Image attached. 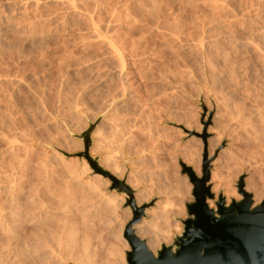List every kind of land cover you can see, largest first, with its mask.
Here are the masks:
<instances>
[{"label":"rangeland","instance_id":"1","mask_svg":"<svg viewBox=\"0 0 264 264\" xmlns=\"http://www.w3.org/2000/svg\"><path fill=\"white\" fill-rule=\"evenodd\" d=\"M38 1L41 17L47 16L43 20L45 22L47 18L50 22L43 24L52 23L53 26H49L56 27L57 33L64 29L68 36L64 31L59 32L55 37L58 39L62 35L61 40L54 37L58 42L56 47L52 45L53 40L47 43L51 52V58L46 59L48 66L45 60L43 64L34 61L41 57V53L39 48L36 49L38 44L32 41L22 44L21 53L16 50L20 54L16 51L12 55L6 54V50L0 54V191L1 187L8 186L14 191L19 189L16 196L19 194L22 199L19 195L18 199L22 201L20 203L17 199L18 203L15 201L12 206L16 204L17 209L22 206L18 210L30 207L28 218L32 221L43 216L46 222H55L59 231L63 229L66 234L74 235L78 246L69 249L68 259H64L63 264H93L99 255H103L102 261L105 262L111 258L106 252L109 244L120 247L125 261L124 253L129 249L122 235L132 215L125 194L110 190V181L95 174L83 157L76 156L83 150V144L70 135V132L82 133L88 121L93 122L105 110H108L107 115L92 134L94 146L89 154L92 157L99 155L102 164L110 171L114 169V158L115 169L124 174L131 170V158L149 155L152 165L148 169V188L141 191L144 196L136 202L138 205L152 202V205L139 223L148 222L145 223L150 226L147 229L149 234L154 228L162 233L170 232L171 240L166 245L172 244L174 237L182 232L180 220L187 217L185 204L194 200L192 184L182 173L181 166L182 162L193 169L186 157L194 151L199 169L198 174L193 171L200 177L202 163L206 160L210 168V187L218 182L212 179L216 168L221 170L224 184H230L237 194L240 177H243L244 187L248 179L264 184V0H80L85 1V8L89 6L88 10L93 12L85 9L93 20L108 19L105 28L101 26L98 31L102 38L93 40V43L90 41L97 48L86 43L91 40L88 32L85 34L90 28L81 30V23L90 26L89 20L85 21L87 18L83 15L67 16L64 4ZM37 8L33 5L26 7L38 14ZM7 15V9L0 2V21ZM201 15L203 22L210 16L212 23L208 20L209 27L214 30L210 29V33L206 29L207 36L201 34L198 38L197 24ZM1 22L0 30L3 27ZM163 27L180 29L176 34L179 40L176 35L168 33V29L163 31ZM68 29L78 35L81 33L82 43H78L80 38L76 39L77 34ZM106 29L115 34L108 32L110 36H104ZM222 31L225 34L223 39L225 36H231V39L226 37L224 42L218 33ZM70 35L76 37L70 41ZM112 35H115L117 50L114 46L107 44L110 49L105 46L107 37ZM208 35L213 40L216 38L214 44ZM73 39L76 48H73ZM61 41H65L63 49L60 48ZM215 43L221 45L216 47ZM98 45L109 50L105 47V50L103 47L99 49ZM65 46L66 50L70 48L68 52ZM117 46L125 56L124 65ZM110 50L113 53L108 54ZM142 50H145L144 56ZM92 52H100V57L97 54L98 58L95 57ZM117 55L118 60L115 59ZM101 57L113 59L107 62ZM32 61L38 67H34ZM118 62L123 65L124 72L119 70ZM77 63L78 66H74ZM108 115L111 116L107 118ZM96 138L97 144L94 143ZM111 173L115 175L114 171ZM42 191L46 195H41ZM219 192L224 195L223 189ZM0 194L2 208L3 192ZM263 195L264 190L261 200ZM211 202L214 208L213 200ZM86 233L92 237L91 245L95 247L91 248L94 252L91 256L88 254L90 248L81 246ZM148 237L145 235L143 239L146 241ZM99 239L102 240L100 244Z\"/></svg>","mask_w":264,"mask_h":264},{"label":"bare ground","instance_id":"2","mask_svg":"<svg viewBox=\"0 0 264 264\" xmlns=\"http://www.w3.org/2000/svg\"><path fill=\"white\" fill-rule=\"evenodd\" d=\"M11 1V0H10ZM10 1H6V0H0V2H1V5H3L6 9H7V11H8V14L9 15H7V16H5L0 22L2 23V29L0 30V54H1V52H3L4 50H6L5 52H6V54H7V52H8V54H10V55H12V53H14L16 50L17 51H19L20 50V53H21V49H20V47L22 46V44L24 43V42H29L30 43V41H32V42H35L36 44H38V47L36 48L35 46H36V44H34L35 46V48L36 49H38V51H40V53H41V57L40 58H38V57H36V56H34V57H36V59L34 60V61H36L38 64H43L44 62H46V59H48L47 57H50L51 55H49L51 52H49V50H50V47H48L47 46V43L50 41V40H53V43H52V45L54 46L55 44H58V42H56V41H54V39L56 38L57 39V37H55L59 32H62V31H64V29L63 28H60V29H63L62 31H60L59 29V31H58V33L56 32V30H55V28H53V27H50L49 25H51V26H53L52 25V23L51 24H49V25H47V23H46V25L45 24H43V23H45L46 21H48L49 19H47L48 17L47 16H45V17H47L46 18V21L44 22V20H43V18L45 19V17H41V15H40V10H39V7H40V1H38V0H19L18 2H16V1H14V2H10ZM86 1V0H85ZM84 1V2H85ZM50 2L52 3H54V2H58V3H61V4H64L65 5V12L64 13H66V15L68 16V15H73V16H81V15H83V17H85V18H87L85 21H87L88 22V20H89V23H88V25H90L89 27H85L86 25H84L83 26V24L81 23V25L80 26H82L83 28H81V30L83 31V29H87V28H90L89 29V31H85V34H87L86 32H88V36L90 37H88V39H91V40H89V42H86L88 45L92 42H94L93 40H97L98 38H102L101 36L99 37V34L100 33H98V31L100 30L99 28H101V26L103 27L104 26V28H105V25H106V23H108V19L107 20H100L104 25H102L101 23H100V21H98V20H93V18H92V15H91V13L89 14V12H92L90 9V11L88 10V8H89V6L87 7V8H85V6H86V4L83 2V1H80V0H50ZM88 2V1H87ZM99 3V2H98ZM54 4H57V3H54ZM89 4V3H88ZM96 4V3H95ZM208 4V3H207ZM28 5H33V6H37L38 8V14H36L35 12L36 11H34V12H32V11H29V10H27L26 9V7L28 6ZM39 5V6H38ZM142 5V4H141ZM33 8V7H32ZM32 8H31V10H32ZM36 8V7H35ZM34 9V8H33ZM85 9H87V11H89V12H87ZM215 9H216V7H215ZM219 10V9H218ZM218 10H216V11H218ZM94 11V10H93ZM247 11V10H246ZM93 13V12H92ZM96 13V12H95ZM200 13V12H199ZM219 13V12H218ZM203 14V13H202ZM50 15V14H49ZM52 15H53V13H52ZM65 15V14H64ZM65 15V16H66ZM207 15V14H206ZM220 15V14H219ZM64 16V17H65ZM73 16H71V17H73ZM94 16V15H93ZM95 16H96V14H95ZM98 16V15H97ZM1 17V16H0ZM3 17V16H2ZM53 17V16H52ZM70 17V16H69ZM82 17V19H84ZM196 17V16H195ZM200 17V16H199ZM198 17V18H199ZM206 17V16H205ZM220 17V16H219ZM50 18H51V15H50ZM54 18V17H53ZM74 18V17H73ZM78 18H80V17H78ZM95 18V17H94ZM209 18H210V16L207 18V21L209 20ZM66 19V18H65ZM68 19V18H67ZM71 19V18H70ZM76 19H77V17H76ZM97 19V18H96ZM99 19H101V18H99ZM104 19V18H103ZM201 19H203V15H201V18H200V20ZM205 19V18H204ZM51 20V19H50ZM81 20V19H80ZM199 20V19H198ZM199 20V21H200ZM206 20V19H205ZM204 20V21H205ZM212 20V19H211ZM211 20H209L210 21V23H212V21ZM214 20V19H213ZM224 20V19H223ZM52 21H54V20H52ZM51 21V22H52ZM84 21V20H83ZM105 21H107L106 23H105ZM197 21V20H196ZM206 21V22H207ZM209 21H208V24L206 23V22H203L202 20L197 24V26H199V28H198V32H200V35H199V37L198 38H201V34H203V36L205 35V34H208L207 32H205V30L206 29H208L207 31L208 32H210L211 30H214V29H212L211 28V26L209 27V25H210V23H209ZM49 22V21H48ZM50 23V22H49ZM86 23V22H85ZM109 23H110V21H109ZM239 23V22H238ZM53 24H55V23H53ZM80 24V23H79ZM78 24V25H79ZM149 24H151V23H149ZM206 24H207V26H206ZM215 24V23H214ZM224 24V23H223ZM240 24V23H239ZM77 25V27H79ZM87 25V26H88ZM211 25H213V24H211ZM218 25V24H217ZM229 25V24H228ZM242 25V24H241ZM55 26V25H54ZM58 26V25H57ZM154 26V25H153ZM183 26V25H182ZM192 26V25H191ZM214 26V25H213ZM212 26V27H213ZM85 27V28H84ZM196 27V26H195ZM215 27V26H214ZM242 27V26H241ZM246 27V26H245ZM58 28V27H57ZM103 28V29H104ZM108 28H110V26L108 25ZM112 28V27H111ZM157 28V27H156ZM182 28V27H181ZM215 28H217V27H215ZM248 28V27H247ZM65 29H67V28H65ZM154 29H155V27H154ZM163 31H165V29H168V28H164L163 27ZM211 29V30H210ZM220 29V28H219ZM69 31L71 30V29H68ZM67 30V31H68ZM73 30V29H72ZM71 30V31H72ZM102 30V29H101ZM111 30V29H110ZM156 30V29H155ZM180 30V29H179ZM178 30V28L177 27H173V28H169L167 31H168V33H170L171 35H173V36H175L176 34L178 35L180 32H178L179 31ZM210 30V31H209ZM76 31H79L78 30V28H76ZM104 31V30H103ZM102 31V32H103ZM161 31V30H160ZM73 32H75L74 30H73ZM72 32V33H73ZM81 32V31H80ZM100 32V31H99ZM107 32V33H106ZM106 34H104V36L105 35H109L110 36V34L112 33V31H109V29H108V31H107V29H106ZM108 32H111L110 34L108 33ZM166 32V31H165ZM182 32V31H181ZM221 32V31H220ZM220 32H218L219 33V35H222V39H223V36L225 35L224 34V32L222 31V33L220 34ZM64 33H66L65 31H64ZM71 32L69 33V34H72ZM83 33V32H82ZM158 33V32H157ZM211 33V32H210ZM213 33H215V32H213ZM62 34V33H61ZM68 33H66V35H67ZM74 34V33H73ZM77 34V38L76 39H78V38H80L79 39V41H78V43H80V41L81 40H83V39H81V37H80V34L78 35V33H76L75 32V35ZM112 34H115V33H112ZM170 34H169V36H170ZM187 34V33H186ZM216 34V33H215ZM251 34H252V32H251ZM250 34V35H251ZM75 35H73L74 37H76ZM83 35H84V33H83ZM102 36H103V34H101ZM177 35H176V37H177ZM210 35H212V34H210ZM227 35V34H226ZM59 36V35H58ZM62 36V35H61ZM61 36L57 39V41H59V40H61ZM64 36H65V34H64ZM68 36V35H67ZM73 36H72V38H73ZM173 36H171V37H173ZM182 36H184V35H182ZM205 36H207V35H205ZM55 37V38H54ZM82 37H84V36H82ZM107 37V36H106ZM179 37V36H178ZM178 37H177V39H178ZM212 37H215L214 35H212ZM212 37L210 38V36L208 35V38L209 39H212ZM221 37V36H220ZM229 38V39H231V36L230 37H228V36H225V40L227 39V38ZM65 38V37H64ZM71 35H70V39H68V40H70V41H72L71 39ZM84 38H86V37H84ZM108 38V39H107ZM106 39V41H107V43H106V45L105 46H107V44L108 45H110L109 47H112V46H116V42H115V35H112L111 37H107ZM173 38H175V37H173ZM204 38V37H203ZM207 38V39H208ZM218 38V37H217ZM55 39V40H56ZM75 39V40H76ZM87 39V38H86ZM86 39H85V41H86ZM105 39V38H104ZM104 39H102L103 41L102 42H106V41H104ZM215 40H216V38H214ZM223 39V40H224ZM65 40V39H64ZM67 39H66V41H68ZM179 40V39H178ZM199 39H197V41H198ZM201 40V39H200ZM199 40V41H200ZM205 40H206V38H205ZM215 40H213L212 39V43L211 44H214V41ZM220 40V39H219ZM218 40V41H219ZM225 40H224V42H225ZM85 41L83 42L84 44H85ZM88 41V40H87ZM91 41V42H90ZM197 41H195V43L197 42ZM198 41V42H199ZM210 41V40H209ZM31 42V43H32ZM51 42V41H50ZM65 41H61L60 43H61V46H60V48L62 47V49H63V46L62 45H64V44H62V43H64ZM74 42V43H73ZM73 46H75L74 44H75V41H74V39H73ZM76 42H77V40H76ZM101 42V41H100ZM194 42V41H193ZM193 42H192V44H193ZM197 42V43H198ZM200 42H202V40L200 41ZM204 42V41H203ZM221 42V41H220ZM241 42V41H240ZM246 42V41H245ZM247 42H249V41H247ZM5 44V45H3V44ZM81 43H82V41H81ZM91 43V44H92ZM98 43H99V41H98ZM98 43H96V44H98ZM181 43V42H180ZM209 43V42H208ZM222 43V42H221ZM221 43H219V45H221ZM239 43V42H238ZM25 44H27V43H25ZM24 44V45H25ZM33 44H32V46H33ZM51 44V43H50ZM66 44V43H65ZM83 44V45H84ZM100 44V43H99ZM105 44V43H104ZM199 45H201L200 43H198ZM210 44V45H211ZM216 44V43H215ZM218 44V43H217ZM214 45V46H219V45ZM252 44V43H251ZM31 45V44H30ZM49 45V44H48ZM81 45V44H80ZM93 45V44H92ZM103 45V44H102ZM100 46V47H103V46ZM153 45V44H152ZM194 45V44H193ZM246 45V44H245ZM247 45H248V43H247ZM258 45V44H257ZM31 46V47H32ZM49 46H51V45H49ZM82 46V45H81ZM87 46V45H86ZM93 46H95V44L93 45ZM104 46V47H105ZM114 46V48H115V50H117V48ZM187 46V45H186ZM202 46V45H201ZM237 46H238V44H237ZM240 46H243V45H240ZM239 46V47H240ZM249 46H251V45H249ZM34 47H33V49H34ZM55 47H56V45H55ZM77 47V44H76V46L75 47H73V48H76ZM82 47H85V46H82ZM81 47V48H82ZM88 47V46H87ZM96 47V46H95ZM99 47V45H98V48L99 49H102V48H100ZM104 47H103V50H105L104 49ZM108 47V46H107ZM108 47V48H109ZM118 47V46H117ZM204 47V46H203ZM24 48V47H23ZM48 48H49V50H48ZM67 48H69V47H67ZM97 48V47H96ZM106 48V47H105ZM108 48H106V50H109ZM119 49H118V55L120 56V58H121V60H122V64L124 63L125 64V62H124V55L122 54V50H120V47H118ZM240 48H243V47H240ZM19 49V50H18ZM36 49H34L35 51H36ZM53 49V48H52ZM58 49V48H57ZM72 49V48H71ZM83 49V48H82ZM189 49V48H188ZM235 49H237V47L235 48ZM239 49V48H238ZM237 49V50H238ZM249 49V48H248ZM252 50H253V48H251ZM250 49V50H251ZM54 50V49H53ZM65 50H66V46H65ZM67 50H70V48L69 49H67ZM66 50V51H67ZM112 50V49H111ZM109 51L108 52V54H110V52H112L113 53V51ZM152 50V49H151ZM221 50V49H220ZM225 50V49H224ZM15 52V53H18V54H20L19 52ZM23 51V50H22ZM37 51V52H38ZM88 51V50H87ZM143 52H142V54H143V56H144V52H145V50H142ZM150 51V50H149ZM33 52V51H32ZM68 52V51H67ZM86 52V51H85ZM84 52V53H85ZM101 52V51H100ZM99 52V53H100ZM252 52V51H251ZM87 53H89V52H87ZM93 54H94V52H92ZM91 53V54H92ZM99 53H95V54H99ZM103 53V52H102ZM105 53V52H104ZM112 53H111V55L110 56H112ZM147 53V52H146ZM150 53V52H149ZM3 54H4V52H3ZM5 54V55H6ZM37 54V53H36ZM65 54H66V52H65ZM64 54V55H65ZM91 54H90V56H91ZM94 54V55H95ZM106 54V53H105ZM104 54V55H105ZM108 54H106V55H108ZM151 54V53H150ZM255 54V53H254ZM4 55V56H5ZM9 55V56H10ZM34 55V54H33ZM49 55V56H48ZM72 54H70V56H71ZM86 55H88V54H86ZM94 55H93V57H94ZM105 55V56H106ZM118 55H117V57H115V59H117L118 60ZM226 55H228V54H226ZM263 55H264V53H263ZM99 57H100V55H98ZM103 56V55H102ZM114 56L115 55H113L112 57L114 58ZM65 57H67V55H65ZM95 57H97L96 55H95ZM94 57V58H95ZM108 57V56H107ZM107 57H103L104 58V60L106 61L107 60ZM51 58V57H50ZM50 58H49V60H50ZM71 58V57H70ZM69 58V59H70ZM73 58H75V57H73ZM93 58V59H94ZM98 58V57H97ZM102 58V57H101ZM102 58V59H103ZM112 58V59H113ZM263 58V59H262ZM262 60L264 61V57L262 56ZM34 59V58H33ZM66 59V58H65ZM91 59H92V57H91ZM111 59V60H112ZM45 60V61H44ZM62 60H64V59H62ZM72 60V59H71ZM84 60V59H83ZM96 60H98V59H96ZM111 60L110 59H108L107 60V62H111ZM44 61V62H43ZM69 61L70 60H68V63H69ZM85 61V63H87L86 62V60H84ZM88 62H90L89 60H87ZM99 61H100V58H99ZM104 61V62H105ZM115 61V60H114ZM114 61H112V62H114ZM33 62V61H32ZM31 62V63H32ZM63 62V61H62ZM76 62H78L77 60H76ZM76 62H74V63H76ZM93 62H94V60H93ZM106 62V63H107ZM117 62V61H116ZM120 62H118L119 64H117V65H120V66H118L119 68H121V69H119V70H121L122 71V67H123V65L121 66V63ZM5 63V62H4ZM34 63V62H33ZM47 63V64H46ZM45 64L48 66V63L49 62H46ZM64 63V62H63ZM80 63H82V62H80ZM84 63V64H85ZM38 64L37 65H35V63L33 64V65H35L34 67H38ZM65 64H66V62H65ZM78 64L79 63H77V64H75L74 66H78ZM83 64V65H84ZM87 64H90V63H87ZM45 65V66H46ZM52 65V64H51ZM50 65V66H51ZM60 65V64H59ZM72 65V64H71ZM81 65V64H80ZM80 65H79V67H80ZM93 65V64H92ZM112 65V64H111ZM110 65V66H111ZM115 65V64H114ZM199 65V64H198ZM39 66H41L42 67V65H39ZM49 66V67H50ZM53 66V65H52ZM57 67H58V65H56ZM55 66V67H56ZM61 66H63V65H61ZM66 66H67V64H66ZM73 66V65H72ZM85 66V65H84ZM89 66V65H88ZM107 66V65H106ZM30 67H32L31 65H30ZM33 67V68H34ZM54 67V68H55ZM65 66H63V68H64ZM78 67V68H79ZM86 67H87V65L85 66V69H86ZM113 67V66H112ZM115 67H117V66H115ZM43 68V67H42ZM48 68V67H47ZM53 68V67H52ZM59 68V67H58ZM58 68H56V69H58ZM62 68V69H63ZM68 68V67H67ZM67 68H65V69H63V70H65L66 71V69ZM69 68H71L70 66H69ZM76 68V67H75ZM81 68V67H80ZM84 68V67H83ZM88 68V67H87ZM89 68H90V66H89ZM110 68V67H109ZM40 69V68H39ZM45 69V68H44ZM44 69H42V70H44ZM59 69H61V68H59ZM71 69H74V68H71ZM77 69V68H76ZM85 69H83V70H85ZM96 69V68H95ZM117 69V68H116ZM124 69V68H123ZM127 69V68H126ZM159 69V68H158ZM79 70V69H78ZM86 70H88V69H86ZM112 70V69H111ZM110 70V71H111ZM119 70H117V71H119ZM125 70V69H124ZM4 71V70H3ZM54 71H56V70H54ZM60 71V70H59ZM75 71V70H74ZM74 71H72V72H74ZM57 72V71H56ZM61 72V71H60ZM59 72V73H60ZM63 72V71H62ZM71 72V71H70ZM114 72V71H113ZM122 72H124V71H122ZM122 72H120V74H123ZM117 73V72H116ZM118 75H119V73H117ZM116 74V75H117ZM125 74V73H124ZM15 75V74H14ZM113 75H114V73H113ZM117 75V76H118ZM126 75V74H125ZM124 75V76H125ZM172 75V74H171ZM121 77V76H120ZM118 78V77H117ZM119 79V78H118ZM121 79H123V78H121ZM20 80V79H19ZM18 80V81H19ZM120 80V79H119ZM121 82V81H120ZM16 83V82H15ZM126 83V82H125ZM130 84V83H129ZM259 84V83H258ZM60 86V85H59ZM130 87H131V85H129ZM91 87V86H90ZM133 88V87H132ZM158 89V88H157ZM162 90V89H161ZM165 91V90H164ZM173 91V90H172ZM120 104V103H119ZM57 105V104H56ZM106 105V104H105ZM121 105H123V104H121ZM120 105V106H121ZM105 106H103V108H104ZM114 107V106H113ZM117 107V106H116ZM75 108V107H74ZM118 108H120V107H118ZM57 109V108H56ZM121 109V108H120ZM117 110V109H116ZM76 111V110H75ZM112 112H113V109L111 110ZM110 111V113H111V115L113 114L112 112ZM118 111H119V109H118ZM114 112H117V111H115V108H114ZM46 113V112H45ZM109 113V114H110ZM118 114V113H117ZM77 115V114H76ZM79 115V114H78ZM111 115H108L107 116V118H109V116H111ZM93 117V116H92ZM100 127V126H99ZM51 139V138H50ZM23 140V139H22ZM15 141V140H14ZM19 142V141H18ZM10 143V142H9ZM21 143V142H20ZM94 143L95 144H97L98 143V138H96V139H94ZM8 145V144H7ZM18 145V144H17ZM17 147V146H16ZM250 148V147H249ZM194 150L195 148H191L190 150ZM204 150H206V148L204 147ZM10 151V150H9ZM189 151V150H188ZM196 151H194L193 153H191V156H189V157H186V161H187V163H188V165H192L193 166V170L198 174V163H197V161H198V158L196 159ZM43 158V157H42ZM15 159V158H14ZM39 160V159H38ZM50 161V160H49ZM47 163V162H46ZM46 165V164H45ZM43 166H44V164H43ZM48 166V165H47ZM187 166V165H186ZM50 167V166H49ZM222 168V167H221ZM17 169V168H16ZM44 169V168H43ZM47 169V168H46ZM29 170V169H28ZM221 171V170H220ZM219 170H218V168H216V169H214V171H213V173H212V179H214V180H218V182H216L212 187H211V191L213 192V193H215V194H217L221 189H223L224 190V195H225V197H226V200H227V202H229L230 201V199H235V200H240V194H237L236 193V191L234 190V188L233 187H231V186H229V185H226V184H224V182L222 181V173L220 172ZM12 173V172H11ZM3 174V173H2ZM1 174V175H2ZM111 174V173H110ZM43 175V174H42ZM51 175V174H50ZM112 175V174H111ZM15 176V175H14ZM173 176V175H172ZM5 177V176H4ZM224 178V177H223ZM181 182V181H180ZM226 183V182H225ZM3 184V183H2ZM177 184H178V187L180 188V190H181V185H179V184H181V183H179V181L177 182ZM8 185V184H7ZM183 185V184H182ZM5 187V186H4ZM43 187V186H42ZM263 187H264V184H258L254 179H248V180H246L245 181V187H244V190L245 191H247V192H249V193H252V199L254 200V204L255 205H257V204H259V202H260V200H261V198H262V192H263ZM49 189V188H48ZM17 190H19V189H17ZM16 190V191H17ZM54 190V189H53ZM179 190V191H180ZM1 191L3 192V198H2V200H4V202H3V204H2V208L0 207V264H63V260L64 259H68L67 258V255H68V253H69V249L70 248H73V247H76V245H77V243L76 242H74V235H68V234H66L67 233V231L66 232H63V229L61 230V231H59L56 227V223L55 222H46L45 221V217L43 218V216H40L39 217V219H34V221H32V219L31 218H28V212H29V210L31 209L30 207H28V208H21L20 210H18L20 207H22V206H20L18 209H17V207H15V205L16 204H14V206H12L13 205V203L16 201H18V200H20V199H18V195L16 196V191H14L13 190V187H12V189H11V186L9 187L8 186V188H3V187H1ZM1 191H0V193H1ZM176 191H177V189H176ZM182 191V190H181ZM50 192V191H49ZM184 191H182V193H183ZM17 193H19V191L17 192ZM42 194L41 195H44L45 193L42 191L41 192ZM51 193H53V191L51 192ZM178 193V192H177ZM0 195H2V194H0ZM22 195V194H21ZM46 195V194H45ZM70 195V194H69ZM73 195V194H72ZM178 197L180 196V195H177ZM19 197H21L20 195H19ZM48 197V196H47ZM99 198H100V196H98ZM33 198V197H32ZM38 198H40V197H38ZM41 198H42V196H41ZM98 198V199H99ZM18 199V200H17ZM21 199H22V197H21ZM180 199V198H179ZM42 200H43V198H42ZM21 201L22 200H20L19 202L21 203ZM15 202V203H16ZM139 203H140V200L138 201ZM18 203V202H17ZM20 203L18 204V206L20 205ZM41 203V202H40ZM1 204V203H0ZM208 204H209V206H212V202H211V200L209 201L208 200ZM1 206V205H0ZM13 207H15V209H17V210H15V209H13ZM33 207H35L34 205H33ZM32 207V208H33ZM47 207V206H46ZM34 209V208H33ZM51 209V208H50ZM164 216V215H163ZM153 219V218H152ZM158 220V219H157ZM68 221V220H67ZM149 221V220H148ZM145 222H147V221H145ZM144 221L142 222V223H139V224H136V225H133V229H134V231H135V233H136V235H138L141 239H143L144 238V236L145 235H149V237H148V239L145 241L146 242V245H147V247L152 251V252H154L155 250H156V248H158L159 247V245L160 244H168L169 242H170V240H171V234H170V232L169 233H162V232H160L161 230H159V231H155V228H154V231H151L150 232V234H149V232H148V227H150V226H148L147 227V223H145ZM70 224V223H69ZM68 224V225H69ZM152 224V223H151ZM176 225V224H175ZM153 227V226H152ZM155 227V226H154ZM177 227V226H176ZM153 230V229H152ZM166 230V229H165ZM169 230V229H168ZM72 231H73V229H72ZM92 231V230H91ZM163 231V230H162ZM115 232V231H114ZM148 232V233H147ZM74 233V232H73ZM72 233V234H73ZM111 233V232H110ZM77 237H78V235H77ZM76 237V238H77ZM82 237V236H81ZM92 239V237L90 236V234H88V233H86V234H84V236H83V239L81 240V246L84 248V249H89L90 248V253H88L89 254V256H91V255H93L94 254V252L91 250V248H93V245H91V241L93 240H91ZM79 241V240H78ZM99 241V244L102 242V240L101 239H99L98 240ZM71 242H73V244L72 245H69ZM99 244H98V246H99ZM78 246V245H77ZM77 248V247H76ZM95 248V247H94ZM93 248V249H94ZM104 248V247H103ZM97 249H98V247H97ZM102 250V249H101ZM106 250H108V251H106L108 254H109V256L111 257L110 259H108V260H105V262L104 261H102V256L101 255H99V257H98V259H97V261L96 262H94L93 264H126V262L124 261V259H123V257H122V255L120 254V247L117 245V244H109V246H108V248H106ZM87 251V250H86ZM86 251H85V253H86ZM95 251H96V249H95ZM96 252H98V251H96ZM87 254V253H86ZM97 255V254H96ZM85 256V255H84ZM88 256V257H89ZM108 256V257H109ZM75 257V256H74ZM82 257V256H81ZM86 259V258H85ZM78 261V260H77ZM89 261V260H88ZM90 263V262H89ZM88 263V264H89Z\"/></svg>","mask_w":264,"mask_h":264},{"label":"water","instance_id":"3","mask_svg":"<svg viewBox=\"0 0 264 264\" xmlns=\"http://www.w3.org/2000/svg\"><path fill=\"white\" fill-rule=\"evenodd\" d=\"M107 112L99 114L93 122L88 121L82 133L70 132V135L83 144V150L76 156L83 157L95 174L107 178L110 190L125 194L126 205L132 212L122 232L129 247L124 253L126 264H264V195L260 203L254 205L252 194L244 190L243 177H240L236 186L240 200L231 199L228 203L221 192L215 196L208 184L210 168L206 160L202 163L200 177L181 162L182 173L192 184L194 200L185 204L187 217L180 220L182 232L174 237L172 244H161L152 252L133 229L152 202L137 205L132 189L102 167L98 157L89 154L92 132ZM201 137L204 140V136ZM208 200H213L214 208L209 206Z\"/></svg>","mask_w":264,"mask_h":264},{"label":"crops","instance_id":"4","mask_svg":"<svg viewBox=\"0 0 264 264\" xmlns=\"http://www.w3.org/2000/svg\"><path fill=\"white\" fill-rule=\"evenodd\" d=\"M105 116H104V118H105ZM95 130H96V128H95ZM95 130L92 132V134L95 132ZM93 146H94V144H93V139H92V145H91L90 149H92ZM96 157H98L99 164L102 167H104L110 173H111V171H114V174L115 175H113L112 173L111 174L114 177H116L117 179H120V180L124 181L132 189L133 194H134L135 201L138 198H142L144 196V193L141 192V191L142 190H146L148 188V186H147L148 185V177H149V175H148V172H149L148 169L152 165L151 159H150V157H149L148 154H144V155L138 156L136 158H131V160L129 162V165H130L131 170H130V172L128 174H124V173H121V172L120 173L117 172V170L115 169V159L114 158H112V162H113L112 167H114V169L112 168L113 170L111 169V171H110L109 169H107L104 166V164H102V162L100 160V156L97 155ZM136 204H137V202H136Z\"/></svg>","mask_w":264,"mask_h":264}]
</instances>
